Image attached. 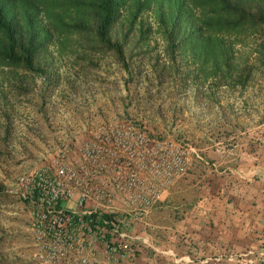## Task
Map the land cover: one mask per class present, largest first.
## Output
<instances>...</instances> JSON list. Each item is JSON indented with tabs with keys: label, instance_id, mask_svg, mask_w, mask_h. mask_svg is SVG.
Listing matches in <instances>:
<instances>
[{
	"label": "rangeland",
	"instance_id": "obj_1",
	"mask_svg": "<svg viewBox=\"0 0 264 264\" xmlns=\"http://www.w3.org/2000/svg\"><path fill=\"white\" fill-rule=\"evenodd\" d=\"M0 3L5 20L15 24L14 35L21 43L30 35L25 32L26 25L34 22L32 25L38 30L33 40L44 44L34 59L42 72L0 65V264H39L33 256L31 215L11 191L17 176L52 154L49 144L57 141L63 128L55 117L65 121L63 115L71 114L74 145L105 122L130 118L151 140L165 139L173 145L187 143L193 147L197 141L210 147V152H196L214 162L218 170L223 169L218 166L224 160L237 159L236 154L244 151V144L246 150L253 145L254 155L264 151V52L254 49L252 37L230 40L234 64L253 68L246 84L215 86L211 79H190L191 67L185 71L179 53L170 59L153 5L136 14L127 34V11L122 9L119 22L111 30V39L126 34L123 57L127 69H124L112 50L86 51L75 33L47 35L46 11L59 10L58 7H45L34 0H0ZM161 11L164 13V8ZM75 16L76 13L68 18ZM139 28L145 29L140 38ZM173 108L178 113L181 109L190 111L191 115L166 118L165 112ZM93 112L98 118L92 120L91 126L82 119ZM117 112L119 118L112 117ZM101 113L105 114L103 118ZM190 124L194 127L197 124L194 132L197 135H186ZM256 166L254 172H264V166ZM246 250L252 249L219 250L208 258ZM133 252L117 264L132 262Z\"/></svg>",
	"mask_w": 264,
	"mask_h": 264
},
{
	"label": "built area",
	"instance_id": "obj_2",
	"mask_svg": "<svg viewBox=\"0 0 264 264\" xmlns=\"http://www.w3.org/2000/svg\"><path fill=\"white\" fill-rule=\"evenodd\" d=\"M189 152L216 169L187 143L149 139L130 118L110 120L78 145L62 144L21 173L11 191L31 215L34 259L39 264H117L133 246L149 245L133 230L189 168ZM264 264L259 251L210 258Z\"/></svg>",
	"mask_w": 264,
	"mask_h": 264
},
{
	"label": "trees",
	"instance_id": "obj_3",
	"mask_svg": "<svg viewBox=\"0 0 264 264\" xmlns=\"http://www.w3.org/2000/svg\"><path fill=\"white\" fill-rule=\"evenodd\" d=\"M34 1L45 7L59 8L46 11L49 26L47 35L75 33L86 51L112 50L124 69H127V62L123 57L124 37L136 14L151 5L159 20L165 51L171 53L170 59L175 58L174 53L183 57L185 71L191 67L188 73L193 81L200 77L204 80L211 79L215 86L234 87L246 84L253 68L249 65L241 68L234 64L231 46L233 38L240 41V36L252 37L254 49L258 53L264 52V0ZM127 1L129 2L126 3ZM161 8H164V13ZM122 9L127 11V32L120 38L111 39V30L119 22ZM75 13L77 16L73 19L68 18ZM5 15L3 4L0 3V65L42 72L34 64L38 50L44 47L39 40H33L38 28L32 25L34 22L28 23L25 32L30 35L21 43L14 35L15 24L7 22ZM65 18L68 20H64ZM144 31L145 29L139 28V38ZM133 248L135 253L136 246Z\"/></svg>",
	"mask_w": 264,
	"mask_h": 264
},
{
	"label": "crops",
	"instance_id": "obj_4",
	"mask_svg": "<svg viewBox=\"0 0 264 264\" xmlns=\"http://www.w3.org/2000/svg\"><path fill=\"white\" fill-rule=\"evenodd\" d=\"M119 114L117 112L112 117L119 118ZM189 114L190 111L186 113L181 109L178 113L177 108H173L164 116L172 118L178 115L182 118ZM95 115L93 112L82 120L94 126L92 120L98 118ZM63 116L65 121L55 117L63 128L57 141L49 144L51 150L64 143L71 144L72 117L71 114ZM104 116L100 114L101 118ZM189 127L186 135H197L194 134L197 124ZM203 145L196 141L192 148L201 154L211 151L210 147ZM252 148L253 145H248L246 150L244 144V151L236 154L237 159L224 160V164L218 166L223 169L213 171L204 168L195 158V153H190L186 174L178 178L153 206L146 218L148 226L139 225L133 230L139 236L148 237L149 245L137 242L138 245L133 246L137 250L132 262L125 263L225 264L208 256L219 250L258 251L264 247V172H254L256 165L264 166V151L254 155ZM236 163L244 165V168L236 166Z\"/></svg>",
	"mask_w": 264,
	"mask_h": 264
}]
</instances>
